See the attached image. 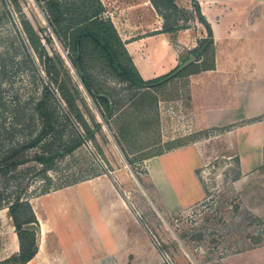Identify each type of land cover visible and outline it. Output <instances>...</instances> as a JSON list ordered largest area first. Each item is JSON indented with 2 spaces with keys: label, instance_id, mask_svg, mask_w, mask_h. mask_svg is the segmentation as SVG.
I'll return each instance as SVG.
<instances>
[{
  "label": "rangeland",
  "instance_id": "obj_1",
  "mask_svg": "<svg viewBox=\"0 0 264 264\" xmlns=\"http://www.w3.org/2000/svg\"><path fill=\"white\" fill-rule=\"evenodd\" d=\"M104 9L100 15L110 18L108 8ZM188 15L176 13L177 28L182 32L180 27H188L196 33L201 26ZM23 22L37 31L41 43L43 36L51 37V42L45 44L52 56L49 74L36 52L29 49L27 54ZM176 31L172 32L174 39ZM96 49L90 45L85 49L82 71L94 90L110 94L114 103L107 121L80 82L67 50L47 24L43 5L34 0H0V153L38 132L41 122L31 116L34 102L46 83L54 94L51 107L58 123L45 138L50 141L55 131H61V143L67 145L83 136L70 152L57 156L45 173L40 170L42 165L31 159L37 148L30 147L23 151L28 157L25 163L8 168L0 176V235L14 227L17 236L25 238L14 226V214L5 207L24 186L23 201L42 189H54L103 172L114 179L127 176L131 182L133 190L128 202L156 242L159 264H225L248 250L264 246V155L256 168L242 171L233 128L195 132L190 124H180L176 107L187 97L183 77H174L175 74L163 82L137 88L120 81ZM56 53L63 59V67ZM20 103L28 119H24L22 127L12 115ZM193 143L203 153L198 176L204 197L187 210L165 218L150 203H154L151 194L143 195L140 187L145 183L142 179L146 158ZM44 175L49 177V183Z\"/></svg>",
  "mask_w": 264,
  "mask_h": 264
},
{
  "label": "crops",
  "instance_id": "obj_2",
  "mask_svg": "<svg viewBox=\"0 0 264 264\" xmlns=\"http://www.w3.org/2000/svg\"><path fill=\"white\" fill-rule=\"evenodd\" d=\"M100 1L143 80L172 71L206 37L197 19L201 28L196 33L183 27L174 39V33L162 32L164 20L150 0ZM195 1L212 32L213 66H191L176 76L184 78L187 96L176 111L180 124H190L195 132L233 128L236 154L246 172L264 155V0ZM175 3L192 8V0ZM202 155L193 143L146 158L140 187L143 195L151 194L150 203L161 216L172 217L203 199L198 176ZM126 177L102 172L26 199L38 231L37 251L24 264H159L158 248L128 202L133 186ZM18 252V236L10 227L0 235V264ZM230 260L225 264H264V246Z\"/></svg>",
  "mask_w": 264,
  "mask_h": 264
},
{
  "label": "trees",
  "instance_id": "obj_3",
  "mask_svg": "<svg viewBox=\"0 0 264 264\" xmlns=\"http://www.w3.org/2000/svg\"><path fill=\"white\" fill-rule=\"evenodd\" d=\"M9 1H14L16 3V0ZM34 1H36L39 5H43L47 24L52 28L63 49L67 50L68 60L80 78V82L87 94L97 105H99L98 111L104 121H107L110 117L114 102L110 94L99 93L94 90L89 79L82 71L83 54L89 45L92 48H98L96 50L103 56L105 62L110 67V70L120 81H126L129 85L137 88H144L157 84L158 81L168 76L169 73L174 71L177 66L188 58V56L183 58L172 71L165 75L143 80L132 64V61L125 50L124 44L121 41L112 21L110 18H103L100 15L103 11H105L100 0H78L77 2H68V0ZM150 2L164 20L162 32H174L179 29L176 24L178 20V17L176 16L177 12L188 13V18L197 19L198 22L203 24L206 29V37L200 38L196 47L190 51V54L195 57V62L190 63L174 77L180 76L187 70H190L191 66L195 70H199L201 68L206 69L213 66L212 32L210 25L200 13V8L197 2L192 0L191 10L179 8L176 5L175 0H150ZM39 29L41 30V28H38V30ZM24 32L27 39V43L24 45L27 50V54H30L29 49L36 52L45 65L46 73L49 74V65L52 62V56L46 50L45 44L51 42V37L49 35L43 36L44 42L41 43L39 34L28 23H24ZM56 55L60 63V67H63V59L58 53H56ZM199 59L201 60L198 64L196 61ZM56 71L59 72V69ZM60 92L62 93V98L67 100L65 94L61 90ZM52 100H54V94L49 88L48 83L43 84L40 90V96L34 102L33 116H31V119H33L34 116L37 117L38 121L41 122V127L35 135L30 134V138L22 141L21 144L6 152L0 153V176H4L5 171L8 168H16L25 163L28 160V157L24 155L23 151L30 147L37 148V151L33 152L31 159H33L36 163L41 164L42 166L40 170L42 173H45L46 169L52 167L54 159L57 156H62V152H70L74 146L83 140V136H81L65 145L61 143V131H55L54 138L50 141L45 138L47 134L53 133L56 124L58 123L54 115V110L51 107ZM23 110L24 109L20 103L12 112L15 122L18 123L20 127H22L24 119H26V116L23 115ZM87 132L90 134L89 131ZM44 180L47 182L50 181L49 177L45 175ZM73 181L71 180L70 182ZM24 190L25 186L14 197V201L7 204L5 207L8 212L14 214V226L17 231L21 230L24 233L25 238L18 234V254L4 260L2 264L9 262L24 264L30 260L37 251L36 232L38 231V224L36 223L29 204L22 200L24 197ZM46 191L48 190L42 189L40 193H44ZM0 207H2L1 202Z\"/></svg>",
  "mask_w": 264,
  "mask_h": 264
},
{
  "label": "water",
  "instance_id": "obj_4",
  "mask_svg": "<svg viewBox=\"0 0 264 264\" xmlns=\"http://www.w3.org/2000/svg\"><path fill=\"white\" fill-rule=\"evenodd\" d=\"M193 61H194V56L193 55H190L183 63H181L179 66H177V68L174 71H172L171 73H169L168 76H166L162 80L158 81L157 83L163 82L164 80H166V79L174 76L175 74H177L178 72H180L183 68H185L187 65H189Z\"/></svg>",
  "mask_w": 264,
  "mask_h": 264
},
{
  "label": "built area",
  "instance_id": "obj_5",
  "mask_svg": "<svg viewBox=\"0 0 264 264\" xmlns=\"http://www.w3.org/2000/svg\"><path fill=\"white\" fill-rule=\"evenodd\" d=\"M155 242V241H154ZM156 243V242H155ZM157 246V245H156Z\"/></svg>",
  "mask_w": 264,
  "mask_h": 264
}]
</instances>
